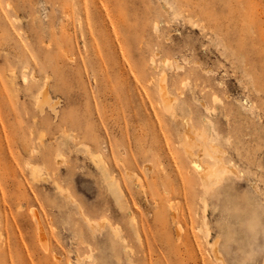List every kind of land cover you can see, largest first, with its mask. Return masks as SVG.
Returning <instances> with one entry per match:
<instances>
[{
	"label": "rangeland",
	"instance_id": "obj_1",
	"mask_svg": "<svg viewBox=\"0 0 264 264\" xmlns=\"http://www.w3.org/2000/svg\"><path fill=\"white\" fill-rule=\"evenodd\" d=\"M154 52L185 66L169 72L176 122ZM205 118L240 172L209 193L178 146ZM0 234L2 264H215L208 242L226 264H263L264 0H0Z\"/></svg>",
	"mask_w": 264,
	"mask_h": 264
},
{
	"label": "bare ground",
	"instance_id": "obj_2",
	"mask_svg": "<svg viewBox=\"0 0 264 264\" xmlns=\"http://www.w3.org/2000/svg\"><path fill=\"white\" fill-rule=\"evenodd\" d=\"M165 8H168L165 6ZM169 9V8H168ZM167 10V9H166ZM68 11V10H67ZM110 21V20H109ZM199 26V25H198ZM197 26V27H198ZM211 27V26H210ZM156 31H158V27L154 28ZM160 36V35H159ZM161 37V36H160ZM171 37V36H170ZM168 37V38H170ZM167 38V39H168ZM166 39V38H165ZM171 39V38H170ZM166 42V40H165ZM169 42V40H168ZM160 48V47H159ZM121 49V47H120ZM161 52V51H160ZM159 52H154V57L151 59L150 62V66L152 67L153 70H155L157 72L156 77L152 80L155 82V89L158 95V99L159 102L162 106V111L168 115L170 118H172L171 120H174L176 122L177 118L181 116V111L183 112V110H180L178 108V98L177 96H175L174 94H172L169 91L168 88V82H169V72H175L178 73L180 71H183L185 69V66H182L181 64H179V62H177V60H172L168 57H163L162 60L157 61L155 59L156 56L158 55ZM161 54V53H160ZM162 55V54H161ZM160 57V56H159ZM158 57V58H159ZM185 57V56H184ZM157 58V57H156ZM161 58V57H160ZM186 60V59H185ZM184 60V61H185ZM183 62V61H182ZM185 63V62H184ZM201 66V65H200ZM205 68V67H204ZM203 69V68H202ZM189 72V71H188ZM207 73V72H206ZM187 74V73H186ZM171 75V74H170ZM189 77V74H187ZM191 75V74H190ZM209 75V74H207ZM178 76V75H177ZM179 78V77H178ZM189 80V79H188ZM182 82V81H181ZM187 82V81H186ZM182 85V84H181ZM188 85V83H187ZM190 86V85H189ZM220 86V85H219ZM222 86V85H221ZM182 87V86H181ZM184 87V86H183ZM191 87V86H190ZM195 88V87H194ZM198 88V87H197ZM226 88V87H225ZM43 89V88H42ZM189 89V88H188ZM185 90V89H184ZM180 91V90H179ZM185 92V91H184ZM215 93V92H214ZM40 94V93H38ZM192 94V93H191ZM202 94V93H201ZM179 95V94H178ZM181 95V94H180ZM40 96V95H39ZM42 97V96H41ZM40 97V98H41ZM182 97V96H181ZM38 98V97H37ZM194 98V97H193ZM226 98V97H225ZM42 99V98H41ZM198 99V98H196ZM38 100V99H37ZM194 100V99H193ZM203 100V99H201ZM200 100V101H201ZM249 100V99H248ZM37 102V101H36ZM42 102H44L42 100ZM196 102V101H195ZM205 102V101H204ZM213 102L216 103H220L221 100L217 95L213 96ZM202 104V101H201ZM200 104V105H201ZM224 104V102H223ZM214 105V104H213ZM245 106V105H243ZM249 106V105H247ZM256 106V105H254ZM253 107V106H252ZM40 108V107H39ZM205 110L208 113H212L215 110L210 109L209 107H207L204 104ZM41 109V108H40ZM43 109V108H42ZM245 109V108H244ZM37 110V109H36ZM56 110V109H55ZM257 110V109H256ZM40 111V110H39ZM253 111V110H252ZM206 112V113H207ZM257 112V111H256ZM205 113V114H206ZM207 113V115H208ZM191 114V113H190ZM215 114V113H214ZM213 115V114H212ZM169 118V119H170ZM230 118V117H229ZM185 119V118H184ZM189 120V119H188ZM192 120V119H191ZM229 120V119H228ZM205 121V123L203 125H205L206 128L204 129H193L190 126L187 127L183 133H181V135H179V148L181 149V151L184 153V156L186 155V158L189 159L190 163L192 164V166L195 169L196 174L198 175L197 177H199L200 181V185L202 187V189L204 190L203 192L205 193H209L212 192L213 189L216 188L217 185L221 184V182H223L226 178L228 177H235L238 178L240 177V172L238 174V171L236 169V166H234L232 164V162L230 160L226 159V151L225 149L219 144L218 142V135H216L214 128H213V123L208 119L205 118V120L203 119V122ZM173 122V121H172ZM182 122V121H181ZM227 122V121H226ZM180 123V122H179ZM185 123V122H183ZM193 123V122H192ZM212 123V124H211ZM182 124V123H181ZM186 125V123H185ZM192 126V125H191ZM185 128V127H184ZM239 132V131H238ZM66 134V132H65ZM68 137H70L69 135H67ZM66 136V138H67ZM231 137V136H230ZM228 139V138H227ZM76 141V140H75ZM230 141V140H229ZM66 142V141H65ZM68 143V142H67ZM231 144V143H230ZM64 145V144H63ZM85 145V144H84ZM83 145V146H84ZM82 146V145H81ZM65 147V146H62ZM60 149V148H59ZM87 149V148H86ZM61 150V149H60ZM63 152V151H62ZM75 152V151H74ZM91 152V151H89ZM35 153V152H33ZM61 153V152H58ZM93 154V153H91ZM94 155V154H93ZM62 156V155H61ZM61 156L60 154L57 155V159L61 160ZM64 156V155H63ZM94 161V163L96 164V167L98 169V171L100 172L102 179H103V183L107 189V191L111 194V196L113 197V199L115 200L116 204L122 209L123 208V201H124V194H123V190L121 188V184L118 181V179L109 171L108 167L105 165L106 163H104L103 157L101 155H95L92 157ZM62 159H64L62 157ZM187 159V160H188ZM66 161V160H65ZM30 166V173L31 176L33 178V180H38L39 175L41 173L40 176L43 175V170L41 172V170L36 166H32L31 164H29ZM63 166V165H62ZM28 168V167H27ZM239 170V169H238ZM244 173V172H243ZM55 174V173H53ZM49 176V175H48ZM54 176V175H53ZM130 176L129 174H127V177ZM44 177V176H43ZM132 177V176H131ZM247 177V176H246ZM139 178V177H137ZM243 178V177H242ZM248 178V177H247ZM51 179V178H50ZM239 179V178H238ZM240 180V179H239ZM242 180V179H241ZM140 183V182H138ZM143 184V183H142ZM183 184V183H182ZM56 189L61 193V195L63 193L66 194L67 191L63 190V188L59 187L57 182H56ZM143 186V185H142ZM257 187V186H256ZM255 190V189H254ZM259 190V189H258ZM258 190H256L258 192ZM65 191V192H64ZM184 192V191H183ZM256 192V193H257ZM69 194V192H67ZM260 193V192H259ZM63 194V195H65ZM68 196V195H67ZM65 195V197H67ZM70 196V194H69ZM68 196V198H69ZM64 197V196H63ZM67 198V199H68ZM72 197H70L69 199H71ZM66 199V200H67ZM73 199V198H72ZM71 199V200H72ZM75 201V200H74ZM205 201V200H203ZM76 202V201H75ZM73 203V202H72ZM204 203V202H203ZM205 206V205H204ZM204 210H206V208L204 207ZM82 211V210H81ZM83 218H85L84 216H82ZM35 216L33 217L34 220ZM37 218V217H36ZM35 218V219H36ZM133 218V217H132ZM205 218V217H204ZM40 219L37 218V223H38V228L43 227L42 225H40L41 221H38ZM106 221V218L103 219ZM35 221V222H36ZM99 221V220H98ZM102 221V220H101ZM86 225L91 226L92 229H95L93 226L96 224L98 226L99 222H93L90 221L89 219H85ZM93 222V223H92ZM108 223V222H107ZM5 224V223H4ZM109 224V223H108ZM111 224V223H110ZM135 224V223H134ZM78 225V223H77ZM104 225V224H103ZM204 228L201 229V232L204 234L206 240L208 241L209 238V231L207 228V225L203 224ZM41 226V227H39ZM76 226V225H75ZM96 226V228H98ZM105 226V225H104ZM103 226V227H104ZM107 226V225H106ZM90 230L91 228L88 227ZM137 228V227H136ZM42 230L44 229L41 228ZM40 229V230H41ZM99 229V228H98ZM98 229L92 230L91 232L95 233V231L97 232ZM101 229V228H100ZM121 229V228H120ZM40 230H38V233L40 232ZM102 230V229H101ZM105 230V229H104ZM81 231V230H80ZM100 231V230H99ZM111 231V237L114 240H117L118 242H120L121 244H126L125 240L122 239L121 237V233L119 230V227L117 228H113L110 230ZM41 231L38 235L40 237L41 244L40 245H44V241H48L46 240V238L43 240L42 236L45 235V233ZM51 232V230H50ZM103 232V231H101ZM42 234V235H40ZM82 234V233H81ZM2 234H0L1 236ZM46 236V235H45ZM44 236V237H45ZM94 236V234H93ZM102 236V235H101ZM38 237V238H39ZM47 237V236H46ZM93 238V237H92ZM141 238V237H140ZM81 239V238H80ZM22 241V240H21ZM43 241V243H42ZM74 242V241H73ZM83 242V241H82ZM49 243V242H48ZM142 244V243H141ZM48 245V244H47ZM209 248H210V252L212 255V258L215 261V264H226L225 260L220 252V250L218 249V244L217 243H209ZM88 246V245H87ZM86 246V247H87ZM4 247V246H3ZM43 247V246H42ZM41 247V248H42ZM49 247V246H48ZM114 247V246H113ZM44 248V247H43ZM46 246L44 250L45 252H48L49 250L46 251ZM128 247H124L125 252H127ZM96 249V248H95ZM44 252V253H45ZM57 252V251H56ZM90 252L91 249H90ZM134 252V251H133ZM128 253V252H127ZM47 254V253H46ZM78 254V253H77ZM80 256V255H79ZM88 256V255H87ZM86 257V256H85ZM126 257V256H125ZM129 257V256H128ZM47 259H50L51 262H53L54 264H58V262L60 263L59 257L57 255V253H54L53 251L48 253L46 256ZM79 258V257H78ZM83 258V257H82ZM90 258V257H89ZM77 259V258H76ZM131 259V258H130ZM129 260V259H128ZM85 261V260H84ZM80 263V260L77 261V263ZM92 262V261H91ZM3 262H1L0 264H2ZM88 264V263H87ZM132 264V263H131ZM264 264V262H263Z\"/></svg>",
	"mask_w": 264,
	"mask_h": 264
}]
</instances>
